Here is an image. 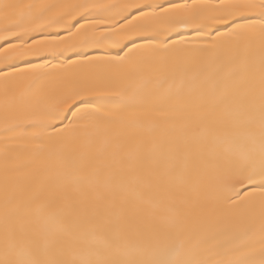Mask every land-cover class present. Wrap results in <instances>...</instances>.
<instances>
[{"label":"snow or ice","instance_id":"6c2138e0","mask_svg":"<svg viewBox=\"0 0 264 264\" xmlns=\"http://www.w3.org/2000/svg\"><path fill=\"white\" fill-rule=\"evenodd\" d=\"M0 264H264V0H0Z\"/></svg>","mask_w":264,"mask_h":264}]
</instances>
